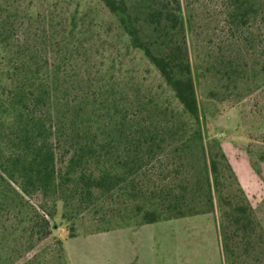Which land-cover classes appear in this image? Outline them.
<instances>
[{"label":"trees","instance_id":"obj_1","mask_svg":"<svg viewBox=\"0 0 264 264\" xmlns=\"http://www.w3.org/2000/svg\"><path fill=\"white\" fill-rule=\"evenodd\" d=\"M202 2L0 0V264H68L58 205L69 237L217 211L232 264H264V196L196 93L240 106L259 173L264 0ZM188 32L204 33L193 62Z\"/></svg>","mask_w":264,"mask_h":264},{"label":"rangeland","instance_id":"obj_2","mask_svg":"<svg viewBox=\"0 0 264 264\" xmlns=\"http://www.w3.org/2000/svg\"><path fill=\"white\" fill-rule=\"evenodd\" d=\"M213 2L203 0L202 7L213 11ZM215 17L210 15L204 25L214 39L221 33ZM202 34L195 39L187 33L192 62L198 50L196 41ZM196 93L208 116V134L219 139L241 186L256 205L264 196V161L258 163L260 171L256 173L246 151L249 139L246 125L240 122V106L206 99L204 86L197 85ZM60 213L58 205L53 236L61 239L68 264H232L229 252L222 248L217 211L75 237L67 235ZM237 258L243 263L250 257L240 253Z\"/></svg>","mask_w":264,"mask_h":264}]
</instances>
